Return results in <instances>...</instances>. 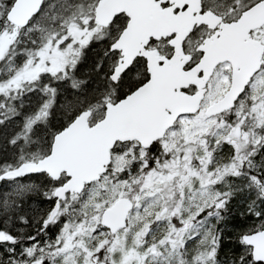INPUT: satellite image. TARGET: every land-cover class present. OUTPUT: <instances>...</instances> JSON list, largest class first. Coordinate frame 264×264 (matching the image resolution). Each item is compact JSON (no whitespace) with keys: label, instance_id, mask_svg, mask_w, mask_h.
<instances>
[{"label":"snow or ice","instance_id":"snow-or-ice-1","mask_svg":"<svg viewBox=\"0 0 264 264\" xmlns=\"http://www.w3.org/2000/svg\"><path fill=\"white\" fill-rule=\"evenodd\" d=\"M0 264H264V0H0Z\"/></svg>","mask_w":264,"mask_h":264}]
</instances>
